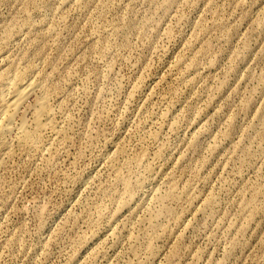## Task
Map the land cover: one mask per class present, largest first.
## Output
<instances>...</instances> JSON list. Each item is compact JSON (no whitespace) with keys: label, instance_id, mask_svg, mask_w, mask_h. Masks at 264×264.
Wrapping results in <instances>:
<instances>
[{"label":"rangeland","instance_id":"rangeland-1","mask_svg":"<svg viewBox=\"0 0 264 264\" xmlns=\"http://www.w3.org/2000/svg\"><path fill=\"white\" fill-rule=\"evenodd\" d=\"M22 72L0 264H264V0H0Z\"/></svg>","mask_w":264,"mask_h":264},{"label":"bare ground","instance_id":"bare-ground-1","mask_svg":"<svg viewBox=\"0 0 264 264\" xmlns=\"http://www.w3.org/2000/svg\"><path fill=\"white\" fill-rule=\"evenodd\" d=\"M0 89V141L9 148L12 137L19 147H37L52 133L53 124L50 109L44 94L36 97L31 108V121L22 120L19 126L14 125V116L20 110L26 97L38 92L39 84L29 78L26 72L18 74L12 80L2 79ZM12 135V137L10 136ZM11 137V139H9ZM11 140V141H10Z\"/></svg>","mask_w":264,"mask_h":264}]
</instances>
